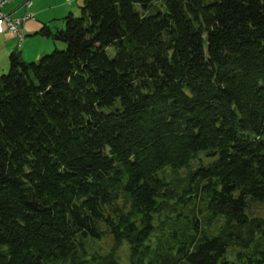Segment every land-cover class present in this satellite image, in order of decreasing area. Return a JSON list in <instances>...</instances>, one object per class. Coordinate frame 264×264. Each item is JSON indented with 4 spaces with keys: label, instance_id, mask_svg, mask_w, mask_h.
<instances>
[{
    "label": "trees",
    "instance_id": "trees-1",
    "mask_svg": "<svg viewBox=\"0 0 264 264\" xmlns=\"http://www.w3.org/2000/svg\"><path fill=\"white\" fill-rule=\"evenodd\" d=\"M61 19L0 75V264H264V0Z\"/></svg>",
    "mask_w": 264,
    "mask_h": 264
},
{
    "label": "crops",
    "instance_id": "crops-1",
    "mask_svg": "<svg viewBox=\"0 0 264 264\" xmlns=\"http://www.w3.org/2000/svg\"><path fill=\"white\" fill-rule=\"evenodd\" d=\"M82 0H10L0 7V11L11 17L29 13L20 24L22 37L7 30L0 32V72L8 66L9 51L16 50L24 60L34 59L57 43L50 37L39 35L36 31L42 25L51 30L61 27L62 17L75 14Z\"/></svg>",
    "mask_w": 264,
    "mask_h": 264
},
{
    "label": "built area",
    "instance_id": "built-area-1",
    "mask_svg": "<svg viewBox=\"0 0 264 264\" xmlns=\"http://www.w3.org/2000/svg\"><path fill=\"white\" fill-rule=\"evenodd\" d=\"M9 1L10 0H0V7ZM28 17H29V13H26L21 16L11 17L9 14L0 11V32L3 30H7L9 32L16 34L20 39L22 37L20 24L24 19Z\"/></svg>",
    "mask_w": 264,
    "mask_h": 264
},
{
    "label": "rangeland",
    "instance_id": "rangeland-1",
    "mask_svg": "<svg viewBox=\"0 0 264 264\" xmlns=\"http://www.w3.org/2000/svg\"><path fill=\"white\" fill-rule=\"evenodd\" d=\"M74 15H78V11ZM62 24L63 23H61V26H62ZM53 41H55V43H57V46H55L56 48H62L64 46V44L61 41H58V40H53ZM53 48L54 47L49 48L47 51L43 52L42 54L48 53ZM36 58L37 57H35L34 59L33 58L29 59V60H35ZM7 69H8V66L4 69L3 72H0V75L5 73L7 71ZM248 204H249V206L245 210L246 213H249L251 215H259V216L264 217V201L263 202H258V201H251L250 202V201H248ZM107 242H108L107 239L103 240V242H102L103 247L106 246Z\"/></svg>",
    "mask_w": 264,
    "mask_h": 264
},
{
    "label": "bare ground",
    "instance_id": "bare-ground-1",
    "mask_svg": "<svg viewBox=\"0 0 264 264\" xmlns=\"http://www.w3.org/2000/svg\"><path fill=\"white\" fill-rule=\"evenodd\" d=\"M21 36H22V33H21Z\"/></svg>",
    "mask_w": 264,
    "mask_h": 264
}]
</instances>
